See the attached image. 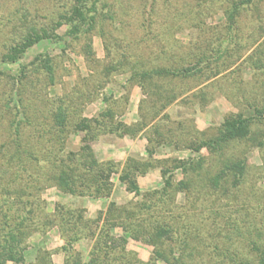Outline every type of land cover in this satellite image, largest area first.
Returning a JSON list of instances; mask_svg holds the SVG:
<instances>
[{"label":"rangeland","instance_id":"1","mask_svg":"<svg viewBox=\"0 0 264 264\" xmlns=\"http://www.w3.org/2000/svg\"><path fill=\"white\" fill-rule=\"evenodd\" d=\"M231 1L96 0L91 31L72 40L66 35L68 25L60 20L68 16L74 4L71 0H0V190L12 180L8 174L16 172L18 176L12 177L17 181L11 190L22 188V201L32 204L25 211L21 206L20 210H11L10 215L20 217L25 212L31 230L24 242L23 262L16 264H74L77 259L83 263L107 234L117 242L108 264L152 261L153 247L133 240L119 227L124 213L120 219L118 212L114 215L118 220L114 217L111 222L106 220L110 203L128 214H137L142 197L128 192L118 177L127 158L148 160L145 134L120 136V131L112 129L117 123L131 127L140 121L141 115H148L146 121L149 120L153 109L152 98L148 96L152 90L146 87L142 91L136 79H131L144 65L191 67L199 59L204 61L203 67L208 65L201 75L171 76L160 82L162 97L171 92L176 96L161 114L169 119L162 118L160 122L161 133L171 141L185 139V134H193L195 130L212 137L230 115L249 117L253 108L262 106L264 68L254 70L248 56L254 54L257 39L264 34V0H255L250 8L241 11L235 30L227 37L224 13ZM58 22L61 24L57 27ZM33 30L38 34L42 30L54 33L55 37L50 35L49 39L31 44L18 55L15 64L4 63L3 57L11 56L16 45L21 47ZM89 40L92 56L86 47ZM261 50L263 54L253 56L264 63V47ZM219 53L228 55L218 59ZM40 55L51 60L52 85L40 66H30ZM230 66V71H224V67ZM23 67L26 79L17 90L11 78L22 77ZM214 72L219 75L206 81V76L211 77ZM18 94L21 102H11L12 96L18 100ZM60 98L72 109L71 121L101 120L100 114L111 110L112 124L101 120L92 136L89 135L91 139L85 132L70 130L63 151L59 152L65 158L67 153H79L87 146L100 163H115L117 172L110 175L109 198L71 196L47 186L43 176L48 169L44 152L49 151L51 143L45 141L42 133L50 126V111ZM163 101L153 98L152 102L159 109ZM18 121L20 126L16 127ZM177 123H182V128ZM167 131H171L170 136ZM248 133V140L232 143L219 154L220 160L240 158L248 165L245 180L236 187L229 180L224 193L222 188L216 192L204 188L203 178L220 168L218 157L205 150L196 154L177 149L172 144L156 147L153 168L135 177L143 195L163 187L160 170H171L170 160L193 161L199 157L205 160L201 175H193L191 191L170 194L164 204L154 200L155 208L142 211L138 217L174 226L173 243L167 242L164 248L167 252L169 247L181 249L180 252L184 249L186 264H232L230 257L234 261L247 257L253 262L251 247L245 239L251 228H264V146L254 147L256 143L264 144V125L253 123ZM17 148L19 158L8 164ZM85 160L89 161L84 156L79 159ZM172 176L175 185L184 179L180 170ZM36 178L39 183H35ZM30 209L32 215L26 216ZM98 218L100 221L95 224ZM183 240L187 247L183 246ZM261 241L264 244V235Z\"/></svg>","mask_w":264,"mask_h":264},{"label":"trees","instance_id":"2","mask_svg":"<svg viewBox=\"0 0 264 264\" xmlns=\"http://www.w3.org/2000/svg\"><path fill=\"white\" fill-rule=\"evenodd\" d=\"M74 4L69 11L67 17H63L64 19H60L61 23H65L68 25L69 29L66 32L68 38L72 40L79 39L83 34H87L91 31L94 23H95V2L96 0H71ZM255 0H232L230 7L225 11V23H226V31L227 37L230 36L238 23V19L241 15V11L247 10L251 7L252 3ZM89 2H93L91 5H88ZM60 22L57 23V27L60 26ZM54 32V31H53ZM264 33V31H263ZM54 33H47L44 30L41 31V34H38L36 30H33L31 34H27L21 47L16 45L12 49L11 56L7 55L3 57V62L6 64H15L17 62L18 55L23 53L27 47L31 44L40 42L44 39H49L50 35ZM231 38V37H229ZM89 50V55L92 56V47L91 41L89 40L88 45L86 46ZM264 47V34L260 35L257 39L256 46L252 52L254 54L248 56V59L251 63L252 68L255 69H263L264 63L260 59H256V55L263 54L261 50ZM256 51V52H255ZM219 52V51H217ZM221 55L226 56L228 53H219L218 59H220ZM254 55V56H253ZM222 58V57H221ZM240 59V57L238 58ZM216 62V61H215ZM204 61L199 59L197 63H195L191 67L187 66H169V67H153V66H143L142 69H138L139 73H134L131 78L136 79L138 87L144 91L147 87L150 89L151 95L149 98H160L164 100L159 109H156L155 103L151 101V108L153 111L150 113L149 120L148 115L140 116V121L132 125L131 127L125 126L123 124H118L112 129L114 132L120 131L118 133L120 136L128 135L130 137H136L137 134H145L144 137L147 141V155L148 160L145 162H139L133 158H127L124 163L123 169L119 174V181L125 185L128 192L133 193L135 196L142 197L141 205L137 206L138 212L137 214L131 213L128 214L127 211H124L123 208H118L116 204L110 203L109 208L106 212L108 218L107 222H111L112 217L115 218V214L118 212V219H120L121 215L125 216V219L121 221L119 227L125 230L130 238L133 240H141L145 244L153 247V259L146 264H156L157 261H163L165 264H186L185 263V253L184 249L181 251L178 249H174L169 247V251L165 250V245L167 242L173 243L174 238V226L163 223V221L154 219L150 220H139L138 217L142 213V211H150L154 209L155 202L163 203L166 201L167 197L172 194L175 196L179 192L187 193L192 189V178L193 175L200 176L204 171L205 160L199 157L197 160L193 161H178V160H170V163L173 164L172 169H164L160 170L164 183L163 187L160 190H154L141 195L138 185L136 183L135 177L138 174L146 173L148 169L153 168L152 165V156L155 151V148L160 145H173L174 148H182V150H189L196 154L201 153L202 150L207 151L211 156L218 157L216 160L220 162V168L215 174H209L206 182L204 184V188H207L212 191H218L221 188L224 189L221 193H224L227 189L225 188V184L231 180V183L234 187L238 184H241L242 181L245 180L247 175L248 165L245 160L238 158H227L221 159V155L224 153L228 146L232 143L241 142V140H248V131L249 127L253 123H259L264 125V99L262 100V106L260 108L256 107L254 109V113L252 116L243 117L241 114L230 115L227 117L224 122L216 129V133L214 136L207 137L206 133L203 131L195 130L193 134L187 133L185 134L186 138H177L174 141H171L170 137H167L163 133H161L162 128L160 122L163 120L162 118L169 119L168 116L162 115L165 109H167L175 100L176 96L172 94L167 95L166 97H162L160 95V89L162 88L160 82L163 79L174 77H188L194 74H203L204 69L208 68V65H204ZM30 66H40V68L46 72L48 77V83L52 85L54 83L53 76V67L51 64V60L46 56H38L34 59ZM230 67H224V71H230ZM26 68H22L20 70V74L22 77H13L11 78L13 81V87H19L22 85L24 80L26 79L24 75V70ZM193 71V72H192ZM219 75V72H214L211 77L206 76V81L211 78H215ZM162 79V80H161ZM129 80V81H132ZM16 90V89H15ZM15 92V91H14ZM145 93V92H144ZM168 93V91H164V94ZM199 95V94H197ZM15 97H11V102H21L18 94V100L14 99ZM16 108V105L13 104ZM56 107L51 109V114L49 119L51 121L50 126L47 127L46 130L43 131V135H45V141L47 143H51V146L48 148V152H44L45 160H47L48 169L45 171L44 179L48 183L47 186L55 187L59 191L78 197H93V198H109L111 194V184L109 182L110 175L112 173L117 172V166L113 162H105L100 163L97 159L94 158V155L91 152V149L87 146H83L79 153L69 152L66 154L65 158H61L59 155L63 151L62 146L64 145V141L66 138V134L70 132V130H75V132H85L88 136L87 138H92L91 134L94 129H96V125L100 124L101 120L108 121L110 124V120L112 119V113L110 109H107L103 113L100 114L101 120L94 119H79V121H71V111L70 107L64 103V101L60 98L57 99ZM153 112V113H152ZM103 122V121H101ZM178 127L182 128V123H177ZM20 126V121L16 123V127ZM72 128V129H70ZM113 128V127H112ZM147 132V134H146ZM168 136H170L171 131H167ZM191 134V135H190ZM91 135V136H89ZM43 138V136H42ZM254 140V139H252ZM250 140V143H254V141ZM181 144V145H179ZM17 147L20 145L17 144ZM263 147V143H256L254 147L261 148ZM60 152V153H59ZM7 162L8 164L13 161L16 157L19 158L18 148L16 152H14ZM17 153V154H16ZM59 153V154H58ZM88 158L89 161L85 160L84 162L79 161V159ZM180 170L182 172L183 178L178 184H174L173 172ZM10 173V172H9ZM17 173H10L8 177H10L11 181H7L5 186L0 190V264H5L6 262L20 263L23 262L22 252L25 247V240L31 234V230L29 225L26 223L27 219L24 216H14L10 215L12 209L20 210V207L25 211L28 206L32 207V204L29 202H24L21 199V195L24 193V190L18 189L12 191L11 188L17 181L16 178L12 176ZM205 175V176H206ZM35 183H39L38 179H35ZM29 188V187H28ZM146 200V201H145ZM153 200V201H152ZM147 202V203H146ZM15 210V211H16ZM26 216L32 215L31 209L27 211ZM124 213V214H123ZM81 218V217H80ZM115 218V220L117 219ZM123 218V217H122ZM117 219V220H118ZM100 218L96 220L95 224H98ZM119 224V223H118ZM110 226H114L112 223ZM240 232L238 230L237 236H240ZM248 237L245 240H248L246 243L249 244L250 252L253 255L251 258L253 262H251L247 257L240 261H234L231 257L230 262L232 264H264V244L261 241L262 236L264 235V228L256 229V227L251 228L250 232H248ZM242 237V236H241ZM248 238V239H247ZM249 238L251 241H249ZM252 238H256L252 240ZM244 241V240H242ZM97 246L90 253L89 259L86 262H83L79 259L75 260L74 264H108L107 261L110 259L112 252L115 251L117 246V242L110 238L107 234L100 242L98 241ZM184 247L186 246L185 240H183ZM247 244V245H248ZM100 245V246H99ZM102 245V246H101ZM122 250L124 248H121ZM96 253V256H95ZM99 253L102 256H98ZM100 254V255H101ZM189 254V253H188ZM191 255V254H190ZM255 260V261H254ZM234 261V262H233ZM115 262V261H114Z\"/></svg>","mask_w":264,"mask_h":264}]
</instances>
